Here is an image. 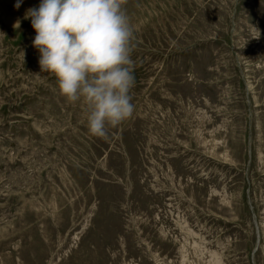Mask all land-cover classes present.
<instances>
[{
	"label": "rangeland",
	"instance_id": "1",
	"mask_svg": "<svg viewBox=\"0 0 264 264\" xmlns=\"http://www.w3.org/2000/svg\"><path fill=\"white\" fill-rule=\"evenodd\" d=\"M0 0V264H264V0H122L134 110L104 137ZM18 25V26H17Z\"/></svg>",
	"mask_w": 264,
	"mask_h": 264
},
{
	"label": "clouds",
	"instance_id": "2",
	"mask_svg": "<svg viewBox=\"0 0 264 264\" xmlns=\"http://www.w3.org/2000/svg\"><path fill=\"white\" fill-rule=\"evenodd\" d=\"M24 18L35 31L41 72L54 76L66 102L85 105L90 135L104 137L130 117L133 28L122 0H39Z\"/></svg>",
	"mask_w": 264,
	"mask_h": 264
}]
</instances>
